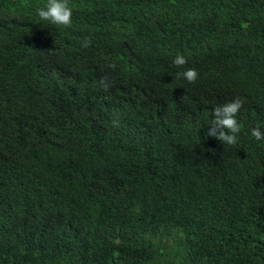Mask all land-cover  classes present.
<instances>
[{"label":"trees","instance_id":"16d2710c","mask_svg":"<svg viewBox=\"0 0 264 264\" xmlns=\"http://www.w3.org/2000/svg\"><path fill=\"white\" fill-rule=\"evenodd\" d=\"M45 3L0 0V264H264V0Z\"/></svg>","mask_w":264,"mask_h":264},{"label":"clouds","instance_id":"9594fccd","mask_svg":"<svg viewBox=\"0 0 264 264\" xmlns=\"http://www.w3.org/2000/svg\"><path fill=\"white\" fill-rule=\"evenodd\" d=\"M40 20L49 21L53 25L70 27L72 23V9L68 0H46V3L36 9ZM91 45V37L83 38L81 46L87 48ZM173 64L183 67L187 61L182 54L177 53L173 59ZM115 68V64L110 65ZM184 78L189 83H194L198 78V73L194 68H187L177 73V78ZM101 85L107 90L109 85L102 80ZM242 108V101L239 97L217 105L212 110V120L206 132L207 136L214 137L226 145H234L237 142V134L241 131L242 125L237 120V114ZM250 135L257 141L264 140V131L259 126L249 129Z\"/></svg>","mask_w":264,"mask_h":264}]
</instances>
